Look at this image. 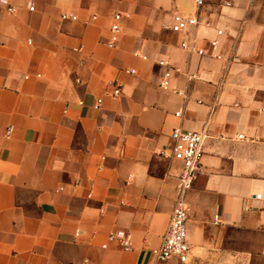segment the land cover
Instances as JSON below:
<instances>
[{
	"label": "crops",
	"instance_id": "crops-1",
	"mask_svg": "<svg viewBox=\"0 0 264 264\" xmlns=\"http://www.w3.org/2000/svg\"><path fill=\"white\" fill-rule=\"evenodd\" d=\"M6 2L15 11L0 4V264H264V0H205L197 13L193 0ZM175 13L198 24L171 32ZM160 60L180 69L169 82L181 95L159 87ZM205 123L188 259L155 262L180 166L167 157L169 135ZM118 229L132 251L101 247Z\"/></svg>",
	"mask_w": 264,
	"mask_h": 264
},
{
	"label": "built area",
	"instance_id": "built-area-1",
	"mask_svg": "<svg viewBox=\"0 0 264 264\" xmlns=\"http://www.w3.org/2000/svg\"><path fill=\"white\" fill-rule=\"evenodd\" d=\"M0 4L7 5V11L14 12L12 6H8L6 0H0ZM195 12L197 13L201 7L204 6L205 0H193ZM33 9L30 7V10ZM94 18V17H93ZM62 20L76 21L77 16L74 14H63ZM120 14L114 15V22L111 25V40L108 43L109 47H113L120 32L119 21ZM198 24L196 14L184 16L178 13L173 15L172 24L166 28L171 32H182L189 27H194ZM222 30H216V36H221ZM210 46L215 49L218 46V39L214 38L210 41ZM182 50L190 53H195L199 57L207 54V51L199 49L195 46V42L189 44L182 42L180 44ZM214 57L220 58L218 54H213ZM143 59H146L143 57ZM158 65L164 68V75L159 83V87L181 95L182 92L177 88L171 87L169 79L172 74H179L180 69L169 65L166 61L160 60ZM134 70H129L130 74H134ZM187 78H196V76H188ZM120 88L116 87L112 95L119 96ZM102 100H96V108L100 106ZM176 117H181V112L174 114ZM11 128L6 130V135H9ZM207 123H205L200 130H185L182 128H175L169 135L170 147L167 157L179 163L178 174L176 175V194L170 213L169 221L165 233L161 238L159 247L150 251V255L155 262H165L169 259L176 258L180 263H185L190 253V246L187 241V221L189 217V207L187 204V194L193 188V185L199 176L202 164L201 158L204 154V144L208 139ZM242 137V136H239ZM257 195L256 198H259ZM78 234V232H76ZM114 244L125 252L132 251V241L130 235L121 229L113 230L108 233L107 240L101 245L102 248Z\"/></svg>",
	"mask_w": 264,
	"mask_h": 264
}]
</instances>
